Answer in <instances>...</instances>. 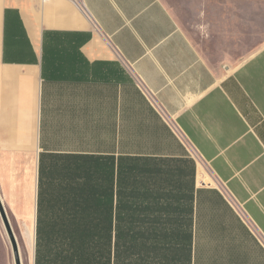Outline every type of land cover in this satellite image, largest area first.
I'll use <instances>...</instances> for the list:
<instances>
[{"label":"crops","instance_id":"crops-1","mask_svg":"<svg viewBox=\"0 0 264 264\" xmlns=\"http://www.w3.org/2000/svg\"><path fill=\"white\" fill-rule=\"evenodd\" d=\"M176 1L0 0V196L37 264H264V44L215 62L182 25L236 45L234 0ZM108 203L150 212L95 263L71 223L105 215L62 211Z\"/></svg>","mask_w":264,"mask_h":264},{"label":"rangeland","instance_id":"rangeland-1","mask_svg":"<svg viewBox=\"0 0 264 264\" xmlns=\"http://www.w3.org/2000/svg\"><path fill=\"white\" fill-rule=\"evenodd\" d=\"M169 8L181 18V22L186 21L188 15L178 10L176 0H165ZM222 5H228L222 0ZM232 6L237 7V27L238 35L236 45H228L224 42V36L221 39H214L213 43L202 41L204 35L198 32L197 24L199 20L192 15L187 23H183L182 28L189 33L191 39L203 50L213 61L218 60H240L241 58L258 50L264 44V0H234ZM207 21V19H205ZM234 42V41H233ZM65 175H63L64 178ZM56 207H51L49 212H54ZM57 212V210H56ZM62 213H68L63 212ZM13 231L18 241L21 259L23 264H37V245L38 238L35 235V227L27 228L24 223L11 221ZM32 235V236H28ZM32 238V239H29ZM0 216V264H16L12 243Z\"/></svg>","mask_w":264,"mask_h":264},{"label":"trees","instance_id":"trees-1","mask_svg":"<svg viewBox=\"0 0 264 264\" xmlns=\"http://www.w3.org/2000/svg\"><path fill=\"white\" fill-rule=\"evenodd\" d=\"M63 212L71 214H94L105 215L104 217H96L91 221H76L71 223V237L69 238L71 245L82 248L83 250L92 249L94 253V262L101 263L104 257L111 254L112 248L115 247L117 256L122 242V214H135L150 212L149 207L139 206H123L121 204L114 206L113 204L98 205H75L64 207ZM113 215L116 216V226L114 227ZM133 224V223H131ZM115 233V237H114ZM133 237L126 238V247L132 248ZM81 262H85V254L81 255Z\"/></svg>","mask_w":264,"mask_h":264},{"label":"water","instance_id":"water-1","mask_svg":"<svg viewBox=\"0 0 264 264\" xmlns=\"http://www.w3.org/2000/svg\"><path fill=\"white\" fill-rule=\"evenodd\" d=\"M0 216L3 220V223L5 225V228L8 232V235L10 237L12 247H13V252H14V258H15V263L16 264H23L22 259H21V253L18 245L17 238L15 236V233L13 231V227L11 225V221L9 220V216L6 210V207L2 201V198L0 196Z\"/></svg>","mask_w":264,"mask_h":264},{"label":"built area","instance_id":"built-area-1","mask_svg":"<svg viewBox=\"0 0 264 264\" xmlns=\"http://www.w3.org/2000/svg\"><path fill=\"white\" fill-rule=\"evenodd\" d=\"M175 128V131L177 132V134L183 139L186 140V137L183 133V131L179 128V126H177L176 124L173 125Z\"/></svg>","mask_w":264,"mask_h":264},{"label":"bare ground","instance_id":"bare-ground-1","mask_svg":"<svg viewBox=\"0 0 264 264\" xmlns=\"http://www.w3.org/2000/svg\"><path fill=\"white\" fill-rule=\"evenodd\" d=\"M10 240V239H9ZM11 242V241H10Z\"/></svg>","mask_w":264,"mask_h":264}]
</instances>
